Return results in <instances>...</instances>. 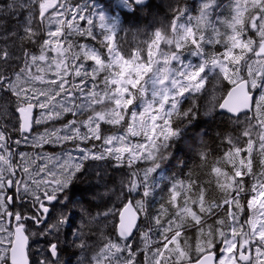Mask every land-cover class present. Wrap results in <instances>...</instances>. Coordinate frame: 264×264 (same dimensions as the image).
I'll return each instance as SVG.
<instances>
[{
    "label": "snow or ice",
    "instance_id": "obj_1",
    "mask_svg": "<svg viewBox=\"0 0 264 264\" xmlns=\"http://www.w3.org/2000/svg\"><path fill=\"white\" fill-rule=\"evenodd\" d=\"M0 264H264V0H0Z\"/></svg>",
    "mask_w": 264,
    "mask_h": 264
},
{
    "label": "trees",
    "instance_id": "obj_2",
    "mask_svg": "<svg viewBox=\"0 0 264 264\" xmlns=\"http://www.w3.org/2000/svg\"><path fill=\"white\" fill-rule=\"evenodd\" d=\"M225 2H227V0H225ZM181 157L182 159H187L188 160V163H189V166L190 167H194L195 166V162L191 159V157H186L183 153H181Z\"/></svg>",
    "mask_w": 264,
    "mask_h": 264
}]
</instances>
